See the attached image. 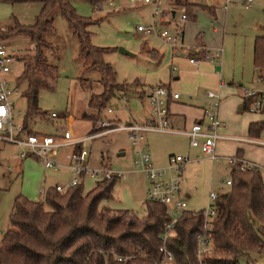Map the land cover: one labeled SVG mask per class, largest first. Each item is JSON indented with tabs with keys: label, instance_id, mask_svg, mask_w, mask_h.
I'll return each mask as SVG.
<instances>
[{
	"label": "rangeland",
	"instance_id": "1",
	"mask_svg": "<svg viewBox=\"0 0 264 264\" xmlns=\"http://www.w3.org/2000/svg\"><path fill=\"white\" fill-rule=\"evenodd\" d=\"M112 1L114 8L108 7L104 11L95 10L94 5L78 0H72V4L78 16L88 19L85 31L90 35L91 46L109 50L103 56V61L116 73L117 83L132 85L122 93L116 92L100 113V121L119 120L118 124L125 125L129 118H133L135 122L146 118L148 102L147 99L140 98L143 94L146 98L149 88L156 87L160 81L169 78L170 62L167 57L162 62H158L157 58L154 60L150 52L153 49L165 52L166 48L153 36H145L137 31L138 26H147L152 21V6L149 4L130 6L127 0ZM192 1L215 8L217 18H221V33L224 35L222 77L226 86L219 93L223 101L219 105L218 116L221 113L220 108L227 109L230 114L231 111H236L237 93L233 89L227 90L229 83L242 84L243 97L248 91L264 94V72L257 70L259 76L256 77L252 68L253 41L257 36H264V0H254L249 7L239 0H234L228 4L226 11L224 0ZM166 3L172 8L183 6L182 0ZM187 3L188 0H185V4ZM168 8L164 7V10L167 11ZM40 10L41 7L37 3H20L12 6L0 2V31L8 30L15 21L21 25H33ZM50 18L54 33L44 37V41L49 45L45 50V58L49 65L58 69V79L54 83L53 91L40 92L38 108L41 114L30 120L29 129L43 135H62L68 128L65 118L70 115L76 119L71 126L73 132L76 136H84L90 131L91 125L81 117L91 112L89 108L91 96L101 92L100 77L96 72L87 71L91 61L79 56L78 40L58 10H54ZM3 44L13 56L10 72L5 77L9 85L13 86L23 68L18 58L31 55L34 46L24 36L15 37ZM14 105L25 115L26 104L22 96L14 100ZM109 110L111 112H108ZM263 111L264 109L261 112ZM260 113L248 112L240 117L243 121L247 119L252 121L262 116L264 120V115ZM51 114H55V118H51ZM223 122L232 129L227 133V137L246 138L239 136L241 133L237 127L241 128L243 125L239 120L234 121L229 115ZM260 139L264 142L263 136ZM145 142L153 162L159 166H168L165 160L168 154L190 156L194 160L186 164L185 172H182L183 175L181 173L180 190L187 199L186 211L192 213L205 211L209 206L211 192L219 193L229 188L224 184L230 180L227 158H233L234 153L229 144L223 150H216L219 159L211 163L198 150L188 151L187 140L179 136L147 134ZM88 146L89 168L95 170L109 168L115 174L122 175L114 186L113 199L102 202V206L113 210H129L142 216L149 185L143 174L136 171L131 160L133 148L128 140V133L112 132L91 140ZM64 151L65 149H61L59 152ZM19 153L20 149L16 145L0 142V241L9 227L13 200L17 196L22 195L36 201L41 197V189L51 187L57 182L65 186L70 181L64 172L55 174L44 169L35 158L21 160L18 157ZM122 153L124 156H119ZM239 161L242 165L244 160L240 157ZM100 179H102L100 174L94 179L87 178L83 182V192L91 190ZM241 264H244L243 260ZM251 264H264V258L255 254Z\"/></svg>",
	"mask_w": 264,
	"mask_h": 264
},
{
	"label": "trees",
	"instance_id": "2",
	"mask_svg": "<svg viewBox=\"0 0 264 264\" xmlns=\"http://www.w3.org/2000/svg\"><path fill=\"white\" fill-rule=\"evenodd\" d=\"M78 1L95 6L103 0ZM0 2L12 6L37 3L41 7L33 25L15 21L8 30L0 31L2 43L24 36L34 46L31 55L18 58L23 64L16 86L26 104L24 129L33 117L41 114L38 108L40 92L53 91L58 79V69L49 65L45 58L49 45L44 41L45 36L54 33L50 16L58 10L78 40L79 56L91 61L87 71L96 72L100 77L101 92L91 96V112L81 117L91 125L86 135L93 134L108 101L116 92L122 93L132 85L117 83L116 73L103 61L108 49L91 46L90 35L85 31L88 19L77 15L72 0ZM195 6H183L187 20L193 18ZM196 8L213 13L212 8ZM155 54L150 52L154 60ZM253 67L264 72V36L254 39ZM250 102L244 98L243 111L249 112ZM263 132L264 122L248 126L249 138H259ZM240 153H237V161L230 165L231 185L217 194L213 206L212 248L205 258L206 264H241L242 260L244 264H251L255 254L264 258V172L258 168L241 169ZM117 181L115 177L102 178L86 193L82 183L64 192L48 187L40 201L17 196L13 200L9 227L0 241V264H166L160 251L163 246L172 254L173 263L170 264H198L196 237L204 225V211H183L174 223L171 237L163 242L161 236L170 221L165 205L145 200L142 216L102 206V202L113 199Z\"/></svg>",
	"mask_w": 264,
	"mask_h": 264
},
{
	"label": "built area",
	"instance_id": "3",
	"mask_svg": "<svg viewBox=\"0 0 264 264\" xmlns=\"http://www.w3.org/2000/svg\"><path fill=\"white\" fill-rule=\"evenodd\" d=\"M173 0H127L130 6L139 4H149L152 6V21L147 26H138L137 31L145 36L158 38L163 44L172 48L182 49L183 57L189 65L198 68L201 63H219L223 56V48L206 49L204 47H194L187 49L183 44V27L187 22L184 12L179 14L178 20L174 22L177 32L171 33L164 24L173 21L172 12L164 10L165 3ZM234 0H224V10L227 5ZM243 5L249 6L254 0H239ZM185 5V0H182ZM105 6V7H104ZM114 8L112 0H106L103 4L95 5L93 8L98 11ZM105 8V9H104ZM13 56L5 49L0 42V142L16 145L20 149L18 157L23 160L28 157L37 159L46 170H58L68 168L72 177L68 185H56L57 192H64L67 188L81 183L85 177L95 178L99 174L102 178L119 179L122 175L115 174L109 168L105 170H95L87 166L89 146L91 140L105 136L112 132H127L128 140L133 148L132 162L136 171L143 174L148 182L147 200L163 204L167 207V214L170 218L165 227V233L161 240L165 242L171 237L175 221L180 217L186 208V201L179 196V180L185 165L193 161L189 156L173 155L168 158L167 167H156L151 162L150 155L144 145L145 134L154 133H178L184 134L189 139V147L198 149L201 155L211 161L217 159L215 155L216 142L222 137L218 134L221 126L218 116L220 105L219 90L207 91L204 97L205 106L202 109L205 126L195 122L191 127L183 132H175L171 128L169 119V102L177 101L180 98L178 92L158 85L151 87L146 92V99L153 117V121L146 126L135 124L123 125L109 121H98L95 125V132L91 135L76 136L71 130H65L62 135H43L24 129V113L17 109L14 100L20 98L21 90L17 88L16 81L10 86L6 80V75L10 72V65ZM177 67L171 68V73L176 74ZM221 87V85H220ZM250 100L249 112L260 113L264 109V94L248 91L244 97ZM108 112H111L109 110ZM55 118V114H51ZM70 149L63 154V159L58 160L61 149ZM237 159L229 158V165L235 163ZM241 162V161H240ZM256 169L252 164L242 162L241 169ZM227 187L231 185L230 180L224 182ZM41 196L44 190L41 191ZM217 194H209V206L204 211L205 221L202 231L196 237L195 257L198 264H206L205 258L209 255L212 248L211 221L215 216L214 203ZM160 251L164 255V263H173L172 254L163 246ZM121 261V259H118Z\"/></svg>",
	"mask_w": 264,
	"mask_h": 264
},
{
	"label": "crops",
	"instance_id": "4",
	"mask_svg": "<svg viewBox=\"0 0 264 264\" xmlns=\"http://www.w3.org/2000/svg\"><path fill=\"white\" fill-rule=\"evenodd\" d=\"M187 4L192 5V6H195V5L203 6L201 4H197L193 2L192 0H188ZM196 6L192 9L193 18L187 20L182 30L184 46L188 50L194 47H204L206 49H215L218 47H222L223 46L222 41H223L224 35L222 34L223 32L221 33V18H217L215 8L208 7V8L213 9V13L211 14L209 12L202 11L196 8ZM249 6H246V7H249ZM164 7L168 8V10L172 8L167 3H165ZM204 7H207V6H204ZM173 11H174L172 12V15H173L172 17H174L173 21H171L170 23L164 24V26H166L171 33L175 34L177 32V28L174 22L178 20L179 14L181 12H184V7L175 6L173 7ZM260 36H263V35H260ZM156 39L160 41L158 38ZM160 43L163 45V47L166 48V51L161 52L155 49H153L152 51L156 53L155 55H156L158 62H162V60H165V57H167L168 61L170 62V69H169V78L160 81L159 84H157L156 86L162 85L180 94L179 100L169 102L168 107H169V119L171 123V128L175 132H183L189 129L191 125L194 124L195 122L201 123L204 127L205 121L203 120L202 109L205 105L204 97H205L206 92L219 90V93H220L223 91V89L226 86V84L224 83L223 77H222L223 75L222 59L219 63H216V64H210L207 62H203L200 64L198 68H194L191 65H189L187 60L183 57L184 51L182 49L172 48L168 45L163 44L161 41ZM253 44H254V41H253ZM172 67H177V72L175 75L171 73ZM252 68H253V72L255 73L256 77H258L259 74L257 70L253 67V45H252ZM259 81L262 82L261 79H259ZM227 86H228L227 87L228 91L233 89L237 93L236 111L235 112L231 111L229 114V111L227 109L220 108L221 113H220L219 119H220L221 126L218 130V134L222 138L216 142V146H215V155L217 159L215 161H211L209 159L208 160L211 163L216 162L219 159V156H217L216 154V150L217 149L223 150L224 147L227 144H229L232 147V149H234V153L232 157H236L237 153L240 151L241 152L240 157L244 160L246 164L255 165L259 170L261 169V171L264 172V153H263L264 152V149H263L264 142L261 141L260 139L261 136L264 137V132L259 136V138H249L248 137L249 124L257 123V122H264L263 117L259 116L260 117L259 119L255 118V120H252V121H250V119L243 121V119L240 116H243V113H248V112L242 110V107L244 105V97H243V92L241 90L242 84L236 85L232 82V83H229ZM140 99L145 100L146 99L145 94H143L142 98ZM222 101L223 100H221L220 98V103H222ZM147 107H148L147 113H146L147 116L146 118L142 119L143 121L139 120V122H135L133 118L131 119L129 118V120L126 121L125 125H129V124H135L139 126L149 125L154 119L151 115V111L148 105ZM260 114L264 115V111L261 112ZM229 115H230V118L233 119L234 121L239 120L243 124L241 128L237 127V129L239 133H241L239 136L241 137L245 136L246 138L239 137L238 139H235V138L230 139L229 137L226 136L228 132L232 131V129L227 127V125L223 122L224 118H226ZM65 120H67L68 122L67 129L71 130L72 134L75 135L71 126L73 125L72 122L76 119L70 115L69 116L67 115ZM117 122H119V120H117ZM117 122L113 121V123H117ZM147 134L179 136L187 140V143H189L188 137L184 134L150 132V133H146L145 136ZM232 140H234L235 142H231ZM145 143L146 142L144 141V145ZM187 146H188V151L198 150V149L190 148L189 144ZM145 147H146V151L150 155L149 150L146 145ZM69 150L70 149L67 148L65 149L64 152H60L58 156V160L59 161L62 160L63 154ZM119 156L123 157L124 154L122 153ZM167 156L168 157L165 158L166 163L168 161V158L170 156H173V154H168ZM150 158L154 166L162 168V166H159L155 162H153L151 155H150ZM87 166L90 167L89 163H87ZM229 169H230V165H229ZM49 171L55 174L64 172L67 175L68 181L69 179L71 180L72 174L68 168H60L58 170H49ZM184 172L185 170H183V173ZM87 178L88 177H85L81 180L82 185H83V182ZM180 180H181V175H180ZM180 180H179V196L186 201V206H187V199L186 197H184V195H182L181 190H180ZM56 185H61V183L57 182L55 185H52L51 187H54ZM42 190H45V189H41V191ZM41 199H42V196L38 200L37 199L36 200L40 201Z\"/></svg>",
	"mask_w": 264,
	"mask_h": 264
}]
</instances>
